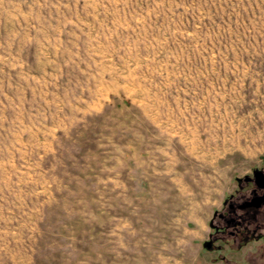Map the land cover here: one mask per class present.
Here are the masks:
<instances>
[{
  "label": "rangeland",
  "instance_id": "rangeland-1",
  "mask_svg": "<svg viewBox=\"0 0 264 264\" xmlns=\"http://www.w3.org/2000/svg\"><path fill=\"white\" fill-rule=\"evenodd\" d=\"M258 172L264 0H0V264H264Z\"/></svg>",
  "mask_w": 264,
  "mask_h": 264
},
{
  "label": "flooded vegetation",
  "instance_id": "flooded-vegetation-1",
  "mask_svg": "<svg viewBox=\"0 0 264 264\" xmlns=\"http://www.w3.org/2000/svg\"><path fill=\"white\" fill-rule=\"evenodd\" d=\"M255 177L256 178L252 181L254 184V187H252L250 199L246 200L244 204H242V207L260 208L261 206L264 205V173L258 172L255 175ZM261 197H263L262 200L260 199ZM250 202H253V203L249 204ZM258 203L259 205H257Z\"/></svg>",
  "mask_w": 264,
  "mask_h": 264
},
{
  "label": "water",
  "instance_id": "water-1",
  "mask_svg": "<svg viewBox=\"0 0 264 264\" xmlns=\"http://www.w3.org/2000/svg\"><path fill=\"white\" fill-rule=\"evenodd\" d=\"M262 198H263V197H261L260 199L262 200ZM252 203H253V202H250L249 204H252ZM257 205H259V203H258Z\"/></svg>",
  "mask_w": 264,
  "mask_h": 264
},
{
  "label": "bare ground",
  "instance_id": "bare-ground-1",
  "mask_svg": "<svg viewBox=\"0 0 264 264\" xmlns=\"http://www.w3.org/2000/svg\"><path fill=\"white\" fill-rule=\"evenodd\" d=\"M253 138V137H252ZM252 142V141H251ZM237 147V146H236Z\"/></svg>",
  "mask_w": 264,
  "mask_h": 264
}]
</instances>
